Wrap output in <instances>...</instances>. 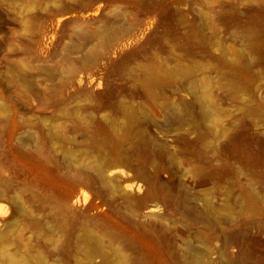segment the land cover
<instances>
[{
  "label": "rangeland",
  "instance_id": "rangeland-1",
  "mask_svg": "<svg viewBox=\"0 0 264 264\" xmlns=\"http://www.w3.org/2000/svg\"><path fill=\"white\" fill-rule=\"evenodd\" d=\"M0 195V264H264V0H0Z\"/></svg>",
  "mask_w": 264,
  "mask_h": 264
},
{
  "label": "bare ground",
  "instance_id": "bare-ground-1",
  "mask_svg": "<svg viewBox=\"0 0 264 264\" xmlns=\"http://www.w3.org/2000/svg\"><path fill=\"white\" fill-rule=\"evenodd\" d=\"M125 56V55H124ZM120 59H122V58H120ZM193 93V92H192ZM193 95H194V99L197 101V102H199V103H201V102H203V101H205L206 99H207V97L205 96V95H198V94H196L195 92L193 93ZM205 113L207 114V115H213L214 114V110L212 109V107L209 105V104H207L206 106H205ZM235 140H236V138L235 137H233V138H231V139H229L224 145H223V147L222 148H224V150H226V151H230L231 149H233L234 148V145H235ZM98 165V168H97V170H98V174H97V176L99 177V178H104V174H103V170H102V167L99 165V164H97ZM216 169V168H215ZM219 170V169H218ZM114 174H115V172H114ZM113 174V175H114ZM219 173H217V171H211L210 169L208 170V169H199V171L197 172V174H195V175H197V176H199V179H200V182L202 183V182H205V181H207L208 179H210V177L211 178H213V177H216L217 175H218ZM110 175V174H109ZM111 177H112V175H110ZM1 198H3L1 195H0V199ZM88 198H89V195L88 194H86L85 195V201H87L88 200ZM79 199V198H78ZM211 211H213L214 213H218V212H221V208H219V207H213V208H211L210 209ZM205 255H198L197 256V259L198 260H202V258L204 257Z\"/></svg>",
  "mask_w": 264,
  "mask_h": 264
}]
</instances>
